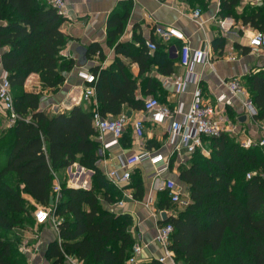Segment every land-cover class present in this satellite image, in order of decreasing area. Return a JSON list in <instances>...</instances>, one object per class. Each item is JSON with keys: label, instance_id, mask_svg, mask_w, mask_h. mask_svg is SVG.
Returning a JSON list of instances; mask_svg holds the SVG:
<instances>
[{"label": "trees", "instance_id": "1", "mask_svg": "<svg viewBox=\"0 0 264 264\" xmlns=\"http://www.w3.org/2000/svg\"><path fill=\"white\" fill-rule=\"evenodd\" d=\"M239 0H221L223 15L233 16L264 33V5L237 15ZM134 3L120 1L107 20V44L139 65L134 77L127 64L116 58L98 74L96 100L105 117L117 116L127 104L141 110L143 95L157 97L161 83L149 74L153 66L164 76L175 71L176 60L157 44L151 53L144 45L120 42ZM67 20L49 0H0V48L4 68L9 72L16 111L21 118L0 135V233H17L33 224L38 208L50 207L56 175L78 162L93 172L92 187L61 183V197L54 207L59 218L61 243L53 242L47 256L60 264L73 256L83 264H128L135 239L129 214L111 211L103 201L116 203L122 191L105 176L98 161L101 144L94 125V107L78 104L70 110L52 113L41 109L40 92L26 89V81L39 74L43 85L56 89L65 80L74 60H63L61 51L69 38L62 25ZM219 48L225 40L218 39ZM236 46H238L236 44ZM250 48H245L249 52ZM101 52V45L89 47L88 57ZM140 78V82L139 79ZM245 87L257 110L255 120L264 121V68L245 76ZM29 119V120H27ZM210 156L192 155L180 168V179L188 185L191 202L167 222L174 226L169 248L176 264H264V148L248 149L227 133L212 138ZM158 149V148H157ZM152 150V149H150ZM254 171L251 178L247 175ZM135 197L142 199L144 185L136 180ZM157 206L169 208V192H159ZM22 238L0 234V264H24ZM145 264H165L151 259Z\"/></svg>", "mask_w": 264, "mask_h": 264}, {"label": "crops", "instance_id": "2", "mask_svg": "<svg viewBox=\"0 0 264 264\" xmlns=\"http://www.w3.org/2000/svg\"><path fill=\"white\" fill-rule=\"evenodd\" d=\"M120 1L123 0H69L70 14L62 25V30L69 40L62 49L61 55L63 60H74L75 66L70 72L65 73V82L56 89L45 87L37 73H33L28 77L25 84L26 89L31 92L41 93V109L58 113L70 110L73 106L81 103L94 107L95 101L97 102L96 97L84 102L82 81L78 77V71L82 69L88 71H93L95 67L107 69L116 58H119L127 64L133 76L138 77L139 65L129 57L117 54L114 48H110L107 44V20ZM132 1L134 6L126 29L120 36L119 41L132 42L136 47H141L143 43L146 46L145 42L147 40H151L159 44L170 57L176 60L175 71L170 76L160 74L157 66H153L149 74H146L155 77L161 83L157 92V98L161 103L167 104L171 108L183 103L185 109H187L192 103L197 87H201L206 101L214 103L218 95L228 93L225 85L226 81L232 78H239L245 86L244 79L246 75L264 68L263 55L252 53L249 45V38L254 32L253 28L249 24H244L240 19L223 15L221 0ZM263 5L264 0H239L235 12L237 15L248 14ZM197 8L202 11L201 18L198 19L201 25L192 18V12ZM158 24L173 26L183 31L186 41L177 38H171L170 40L161 39L155 33V26ZM219 38L226 41L223 48L217 47ZM185 42L195 49H207L210 54V63L195 64L192 69L194 81L192 80V82L188 83L184 92L176 93L174 84L172 82L166 83L165 80L168 77L177 78L184 74L185 68L181 65L179 52ZM94 43L101 45L104 58H101V52L99 55L97 53L91 54L90 57L87 54V63H82L84 48H87V53H89V47ZM247 47L250 48V51L246 53L245 48ZM6 49L7 46L0 48V56ZM149 51L151 53L155 52ZM138 80L140 82V78ZM137 95L143 99L147 97V95L142 94L141 89L137 90ZM245 100L246 97L244 95H239L233 99V105H228L224 112V118L236 125V131L227 134L239 136L241 140L258 138V130L264 126L263 121H257L252 117L243 121L240 120L246 114L243 105ZM121 113H126L131 118V121L119 143L106 149L105 154L98 161V166L105 176L106 173L112 170H120L121 159H125L143 149L155 151L157 148H165L167 137L165 125L154 123L151 121L150 115L143 113L142 109H133L127 104L123 106ZM141 115L145 116V134L142 139H139L134 135L132 121L135 117ZM112 139L113 136L110 133L105 134L104 142ZM211 140L212 138H205L203 149H199L197 152L209 157ZM100 144L102 147L103 144ZM191 157L184 165L188 166ZM181 167L182 164L177 166L174 163L169 172L156 178L152 176L155 173L154 166L150 162L141 163L135 167L131 180L126 186L119 187L113 183L122 191L119 201H124V204L118 206L117 202L119 201L116 203L102 202L104 208L118 213L129 214L132 217L131 231L135 244L143 245L138 264H145L154 258L158 259L163 254L162 246L156 241L157 225L161 222L160 213L162 211L157 206L159 192L165 190L162 186L166 180L174 179L183 188V191L189 193L188 185L180 179ZM64 171L68 174L74 171L75 178L68 185L91 189L93 176L91 170L82 167L76 162ZM82 177L84 178L81 179ZM58 178L56 175L55 183H60ZM140 179L144 185V196L142 199H137L135 197L137 189L134 187V183L136 182L135 180ZM80 184L81 186H79ZM151 192H153L155 200L152 205L148 206L146 202ZM25 198L34 206L40 207L31 197L25 195ZM169 202L172 203L170 197ZM178 207L180 210L184 209L180 206ZM164 210L171 211L173 216L179 213L177 209L172 207ZM16 232L20 233L23 238L22 245L25 250L22 251L26 256V264H54V258L49 259L47 253L53 242L59 241L61 243L58 225H55L52 221L44 224H39L35 221L32 225H28L26 228H19ZM60 264L83 263L76 257L67 256Z\"/></svg>", "mask_w": 264, "mask_h": 264}, {"label": "built area", "instance_id": "3", "mask_svg": "<svg viewBox=\"0 0 264 264\" xmlns=\"http://www.w3.org/2000/svg\"><path fill=\"white\" fill-rule=\"evenodd\" d=\"M51 5L57 12L68 17L70 14L69 0H50ZM202 11L200 8L192 12L193 20L197 21L201 18ZM155 33L163 40L177 38L186 41V36L183 31L173 26H165L158 24L155 26ZM146 46L151 51L157 49V44L154 41L147 40ZM249 45L252 53L264 51V33L254 30L249 38ZM100 52L97 53L99 55ZM181 65L185 68L182 76L177 78L168 77L165 82H172L175 86L176 93H182L186 90L189 82L193 79V67L197 63L209 64L210 54L204 48H192L185 42L180 52ZM235 59V57H233ZM78 77L82 81L83 98L89 101L96 97V82L98 74L85 69L78 71ZM228 93H222L216 98V102L206 101L202 94L201 87H197L194 92L191 105L185 109L183 103L179 106L171 108L167 104L161 103L157 97L148 96L143 99V113L149 114L151 121L157 124L166 126L167 137L165 148H159L155 151L143 149L138 153L120 160V170H112L106 173L107 178L119 187L126 186L130 180L135 167L141 163L150 162L155 173L153 177H160L162 174L169 172L172 164L184 165L189 158L199 149H203L205 138H218L224 133H234L236 125L227 121L224 118V112L228 105H233V99L239 95L246 97L243 103L246 114L254 118L257 115V110L248 97V91L242 84L239 78H232L225 82ZM0 110L7 114L9 127L13 126L20 118V114L15 109L14 97L12 94V86L9 78V72L4 68L0 56ZM131 118L126 113H120L117 116L105 117L98 110V103H94V125L98 130V139L101 140L102 147L100 149L101 157L105 154V150L119 143L120 139L130 124ZM29 120V119H27ZM134 135L142 139L145 134V116H137L132 121ZM110 133L113 139L104 142L105 134ZM245 148H249L256 142L252 138L242 140ZM258 144L264 148V136L259 140ZM252 174L248 173L247 177L251 178ZM163 189L169 192L170 200L173 204L185 208L191 202L189 193L183 191V188L174 180L168 179L162 186ZM55 203L61 197V184L56 183L54 186ZM154 194L151 192L146 202L148 206L154 203ZM124 201L117 202L118 206H122ZM36 222L44 224L52 221L58 225L59 218L54 215V207H38L34 212ZM174 231V226L171 223L157 225L156 241L162 246L163 254L158 257V260L165 264H176L174 253L170 250L169 245L171 235ZM143 245L136 243L133 247V252L128 260V264H138L139 257L142 254Z\"/></svg>", "mask_w": 264, "mask_h": 264}, {"label": "rangeland", "instance_id": "4", "mask_svg": "<svg viewBox=\"0 0 264 264\" xmlns=\"http://www.w3.org/2000/svg\"><path fill=\"white\" fill-rule=\"evenodd\" d=\"M49 3H50V0H49ZM50 4H51V3H50ZM259 53L262 54L263 57H264V51H263V50L259 51V52H258V55H259ZM84 102H87V101L84 100ZM263 122H264V121H263ZM8 126H9V122H8V120H7V114H6L5 112H3L2 110H0V135H1V134H2V133L8 128ZM228 135H229V134H228ZM263 136H264V126H262L261 128H259V130H258V138H254L253 140L256 142V144H258L259 140H260ZM230 137H231V139H232L233 141H235V142H237L238 144H240V146H241L242 148H245V147L243 146V144H242V140H243V139L241 140V138H240L239 136H236V135H230ZM254 145H255V144H254ZM246 149H248V148H246ZM73 172H74V171H72V173H70V174L66 173V171H62V172L58 173L57 177H59L58 179L60 180V183L70 184L71 180H72L73 178H75V175H74ZM250 173L253 174L254 171H250ZM83 178H84V177H82L81 179H83ZM135 178H136V177H135ZM135 178H134V179H135ZM136 179H137V178H136ZM135 181H136V180H135ZM79 186H81V184H80ZM169 207H172V208H174V209H177L178 212L181 211L180 208L178 207V205H176V204L170 203V204H169ZM29 225H32V224H29ZM26 227H28V224H26V226H25L24 228H26ZM0 234H2L3 236L9 237V238H15V237H17V236H19V237L22 238V236L20 235V233H4V232H2V233H0ZM22 239H23V238H22ZM22 244H23V243H22ZM22 244H21V246H20V249L24 251L25 249H24V247H23ZM24 264H26V262H25Z\"/></svg>", "mask_w": 264, "mask_h": 264}, {"label": "water", "instance_id": "5", "mask_svg": "<svg viewBox=\"0 0 264 264\" xmlns=\"http://www.w3.org/2000/svg\"><path fill=\"white\" fill-rule=\"evenodd\" d=\"M87 52H88L87 48H84L83 55H82V63H84V64H86L87 60H88V58H87V54L88 53ZM248 118H249V115L245 114V115H243L241 117L240 120L243 121L244 119L246 120ZM50 205L51 206L55 205V194L54 193H52L51 196H50ZM160 216H161V220L160 221L165 223L171 218V216H173V213L171 211H168V210H162L161 213H160Z\"/></svg>", "mask_w": 264, "mask_h": 264}]
</instances>
